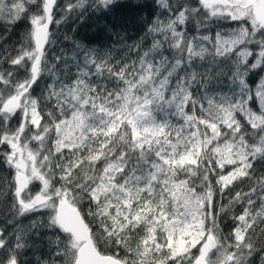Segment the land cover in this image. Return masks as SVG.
Listing matches in <instances>:
<instances>
[{
  "label": "snow or ice",
  "instance_id": "1",
  "mask_svg": "<svg viewBox=\"0 0 264 264\" xmlns=\"http://www.w3.org/2000/svg\"><path fill=\"white\" fill-rule=\"evenodd\" d=\"M127 7L0 0L25 25L0 45V264H264V0H151L122 58L52 54L71 13Z\"/></svg>",
  "mask_w": 264,
  "mask_h": 264
},
{
  "label": "trees",
  "instance_id": "2",
  "mask_svg": "<svg viewBox=\"0 0 264 264\" xmlns=\"http://www.w3.org/2000/svg\"><path fill=\"white\" fill-rule=\"evenodd\" d=\"M68 2L74 3L75 0H65V3ZM121 2L127 4L128 7L118 9L114 14L107 17L93 14L90 9L83 14V18L75 12L71 13L67 22L57 30V44L52 54L60 55L63 52L70 55L74 48V42H76L98 49L100 56H106L111 50L116 59L122 58L126 53L124 45L131 44L138 39L144 28L143 20L151 12L150 8L140 9L136 5L151 4V0H121ZM24 31L25 25L23 23L13 29L11 34H7L3 28H0V37L7 35V40L0 41V45L7 43L9 47H14ZM2 53L3 47L0 46V54ZM131 58L134 59L135 57ZM224 83L226 85V79ZM257 169L256 175L259 176L264 169H261L260 165H257ZM250 184L251 181H245L237 190L243 188L244 191H247ZM5 210L6 208L0 205V215ZM236 211L239 209L237 208ZM27 222V220L24 221L25 224ZM260 227H264V225H260ZM261 239L264 240V237Z\"/></svg>",
  "mask_w": 264,
  "mask_h": 264
}]
</instances>
